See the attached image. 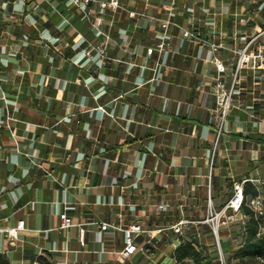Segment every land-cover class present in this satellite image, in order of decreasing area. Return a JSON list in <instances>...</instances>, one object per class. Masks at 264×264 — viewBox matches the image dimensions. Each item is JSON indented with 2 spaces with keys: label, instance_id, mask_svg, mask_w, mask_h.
I'll return each instance as SVG.
<instances>
[{
  "label": "crops",
  "instance_id": "1",
  "mask_svg": "<svg viewBox=\"0 0 264 264\" xmlns=\"http://www.w3.org/2000/svg\"><path fill=\"white\" fill-rule=\"evenodd\" d=\"M119 1L84 14L70 0H0V264H176L170 230L140 236L123 263V233L99 223L202 219L236 181L264 196V71L241 70L224 123L210 94L215 58L229 86L260 12L240 0ZM166 20L194 37L172 25L170 46L149 56ZM86 42L106 43L107 59L84 56ZM237 217L239 234L248 217ZM20 220L19 238L3 232ZM205 226L193 229L203 244Z\"/></svg>",
  "mask_w": 264,
  "mask_h": 264
},
{
  "label": "built area",
  "instance_id": "2",
  "mask_svg": "<svg viewBox=\"0 0 264 264\" xmlns=\"http://www.w3.org/2000/svg\"><path fill=\"white\" fill-rule=\"evenodd\" d=\"M77 9L85 14V11L90 5H98L101 9H110L117 10L122 8V5L119 0H70ZM167 9L171 11V14H174L172 11L175 8L174 3L166 6ZM262 10V7L258 9ZM258 10L255 12L257 13ZM134 13H132L133 15ZM244 21V19H241ZM245 21H247L245 19ZM100 20L93 23V27H98ZM176 26L179 29H182L178 24L166 20L162 22V28L164 29L161 33L160 41L147 49V54L151 56L155 50L164 51L170 46L169 34L167 30L170 26ZM182 35L185 38H193L194 34L191 30L182 29ZM213 50L217 51L221 48L220 45L210 44ZM94 51H97L102 60L107 59L108 52L106 43L101 44L99 47L95 46L90 42H86L84 46L81 47V53L84 56L93 58ZM237 52V62L235 65V70L232 75L231 84L228 86L226 82V64L219 58H215L214 67H215V77L214 83L211 86L210 94L213 96L215 110L220 114L221 122L224 123L226 118L231 110L234 102V95L238 91V85L241 81L240 72L243 69H251L253 71H264V29L257 30L251 38L245 43V45ZM158 65V64H156ZM7 119H10L8 117ZM9 127V126H8ZM246 181H236L233 185V194L223 205H216L211 197H209L207 205V213L202 219H190V218H180L177 221L170 224L167 228H158L153 229L149 226H143L139 223H131L125 227L113 225L108 222H100V229L107 231L109 229H115L121 231L124 236V246L118 252V259L121 262H126L131 259L140 249L137 239L140 236H148L151 239L159 241L161 239L162 233L165 230H170L172 235L175 236V241L180 244V236H183L187 230L196 228L199 225H206L210 231L211 242L210 243H201L197 237L199 236L197 232L190 234V238L193 243L200 248L205 246L206 252H214L215 259L219 264L226 263V254L223 245L222 232L224 230H229L230 226L238 221H241V218L237 216H242L244 209H247L255 218L261 223H264V196L258 194L255 196L247 195L245 193V184ZM261 184L264 185V179L261 180ZM164 205L160 204L158 206L159 210H162ZM62 220V227L64 229H70L74 226L73 217L70 216L67 212H64L60 215ZM24 227V221L20 220L16 227L5 228L3 232L8 234L14 239L19 238V233ZM261 234H263V227H261ZM81 244H84V229H81ZM176 261V260H175ZM176 264L177 263L176 261ZM184 264V263H180Z\"/></svg>",
  "mask_w": 264,
  "mask_h": 264
},
{
  "label": "trees",
  "instance_id": "3",
  "mask_svg": "<svg viewBox=\"0 0 264 264\" xmlns=\"http://www.w3.org/2000/svg\"><path fill=\"white\" fill-rule=\"evenodd\" d=\"M246 194L257 195L256 192H251L245 187ZM247 215V220L243 223L239 233V245L234 252V257L238 260L239 264H264V234H261V227L264 223L259 222L247 210L244 209ZM204 230L209 231L208 226ZM194 230H187V232L180 236V244L173 252V258L177 263H185L192 261L194 264H219L215 259L214 252H206L205 246L198 248L190 238ZM2 258L0 262L2 263ZM227 263V260H226Z\"/></svg>",
  "mask_w": 264,
  "mask_h": 264
},
{
  "label": "rangeland",
  "instance_id": "4",
  "mask_svg": "<svg viewBox=\"0 0 264 264\" xmlns=\"http://www.w3.org/2000/svg\"><path fill=\"white\" fill-rule=\"evenodd\" d=\"M240 1L243 4L244 3L249 4L250 10H253V8H256L258 10L260 7H262V10L260 11L258 10V12H260L259 14L260 22L264 24V0H240ZM236 226H239V224L236 225V223H234L233 225L230 226L229 230H226L227 235L231 233L230 235H228L229 246L227 248V253H225L227 264H239L238 260L234 257V252L237 250L240 240L238 234V228Z\"/></svg>",
  "mask_w": 264,
  "mask_h": 264
}]
</instances>
